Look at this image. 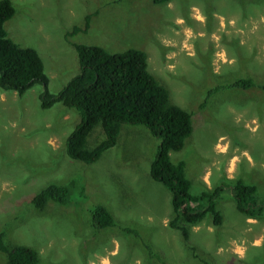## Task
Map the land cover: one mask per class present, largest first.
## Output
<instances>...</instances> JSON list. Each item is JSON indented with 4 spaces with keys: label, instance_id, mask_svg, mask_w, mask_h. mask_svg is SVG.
<instances>
[{
    "label": "rangeland",
    "instance_id": "1",
    "mask_svg": "<svg viewBox=\"0 0 264 264\" xmlns=\"http://www.w3.org/2000/svg\"><path fill=\"white\" fill-rule=\"evenodd\" d=\"M13 2L16 13L6 29L17 43L39 51L52 92L80 72L74 43L145 50L149 70L173 102L193 113V133L170 153L172 160L186 161L193 193L219 185L224 190L217 199L222 223L186 242L169 226L170 191L150 175L160 140L146 126L124 124L117 144L86 164L65 154L66 138L81 119L75 109L60 102L43 108L39 83L23 95L0 88V229L6 243L36 248L40 264H264V211L250 226L228 187V180L242 178L264 200V91L220 90L201 108L208 88L227 78L264 81V1ZM97 9L87 30L68 34L84 28ZM97 129L90 145L102 133ZM71 180L70 203L49 201L44 210L31 203L49 183ZM96 204L113 212L114 226H93ZM211 220L208 214L203 222ZM0 264H8L1 251Z\"/></svg>",
    "mask_w": 264,
    "mask_h": 264
},
{
    "label": "trees",
    "instance_id": "2",
    "mask_svg": "<svg viewBox=\"0 0 264 264\" xmlns=\"http://www.w3.org/2000/svg\"><path fill=\"white\" fill-rule=\"evenodd\" d=\"M171 1L153 0L158 4ZM15 13L13 0H0V88L23 95L39 83L43 86L40 94L43 108L60 102L64 107L75 109L81 119L66 138L65 154L86 164L97 162L105 151L117 144L124 124L146 126L160 140L150 175L170 191L173 211L169 226L179 230L186 242L190 238V227L202 222L208 214H211L213 224L219 226L223 218L217 199L224 185L193 193L186 161L172 160L170 153L180 151L193 133V113L173 102L168 87L149 70L147 52L136 47L109 51L97 44L74 43L80 72L58 92H52L39 51L20 45L6 29V22ZM98 13V9L89 13L85 27L74 26L68 34L87 30L91 17ZM252 88L264 91V81L257 82L251 76L227 78L208 88L201 108H205L209 96L220 90ZM98 127L102 133L90 145L89 137ZM228 181L237 210L248 217L259 218L264 211V200L258 198V187L242 178ZM74 184V180L65 184L51 182L31 196V203L39 210H44L49 201L66 205L71 202ZM90 214L96 229L116 224L115 215L103 204L94 205ZM5 236L4 229H0V251L7 255L8 264H40V253L36 248L9 245Z\"/></svg>",
    "mask_w": 264,
    "mask_h": 264
},
{
    "label": "crops",
    "instance_id": "3",
    "mask_svg": "<svg viewBox=\"0 0 264 264\" xmlns=\"http://www.w3.org/2000/svg\"><path fill=\"white\" fill-rule=\"evenodd\" d=\"M204 183H205V181H204ZM205 185L209 188V187H211V181H210V174H208L207 175V177H206V183H205ZM218 205H219V201H218ZM218 208H220V207H218ZM244 215V214H243ZM245 222L247 223V224H249L250 226H252L250 223H257V224H255V225H258L259 224V218L258 217H248V216H246L245 215ZM258 218V219H257ZM204 221V220H203ZM200 222V223H198V224H194V225H192L191 227H190V240L193 238V237H196V235L199 233V231L201 230V229H203V228H205V229H208V230H213L214 228H213V226H214V224L212 225V220H211V222ZM263 225H261L259 228H258V231H256L257 233L259 232V229L262 227ZM179 231V230H178ZM255 232V233H256ZM181 233V232H180ZM255 240H257L258 242H260L261 243V240H260V235L259 234H256V237H255ZM192 244H193V242H191ZM259 243V244H260ZM224 244H222V246H223ZM197 247V246H196ZM221 250H222V248H221ZM238 252H241L240 251V249H239V251Z\"/></svg>",
    "mask_w": 264,
    "mask_h": 264
}]
</instances>
